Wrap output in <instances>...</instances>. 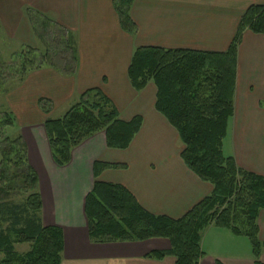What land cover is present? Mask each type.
<instances>
[{
    "label": "crops",
    "instance_id": "crops-1",
    "mask_svg": "<svg viewBox=\"0 0 264 264\" xmlns=\"http://www.w3.org/2000/svg\"><path fill=\"white\" fill-rule=\"evenodd\" d=\"M251 5H264V0H134L130 17L136 33L130 35L121 29L112 0H0V34L11 43L36 46L25 12L30 7L70 32L77 53L74 74L43 66L5 97L26 143L28 162L38 175L42 224L62 230L60 264H174L171 255L147 256L168 250L167 238L90 241L84 200L95 180L118 183L147 211L176 218L211 193L212 184L201 180L181 159L183 144L177 130L155 109L154 83L134 90L127 68L134 49L141 46L225 51ZM91 87L100 88L112 100L120 119L140 115V128L124 149L107 147L104 132H97L71 150L66 165L58 166L43 123L61 117ZM39 98L51 101L48 113L38 106ZM56 111L61 115H55ZM225 137L231 151L226 156L264 176V31L242 33L236 51L233 112ZM96 160L125 167L106 168L94 177ZM257 225L258 238L264 240V209L259 210ZM241 236L209 226L201 237L204 255L198 264H264V248L256 263L250 242L245 246Z\"/></svg>",
    "mask_w": 264,
    "mask_h": 264
},
{
    "label": "trees",
    "instance_id": "trees-1",
    "mask_svg": "<svg viewBox=\"0 0 264 264\" xmlns=\"http://www.w3.org/2000/svg\"><path fill=\"white\" fill-rule=\"evenodd\" d=\"M133 1L112 0L121 29L130 35L136 33V24L130 17ZM25 12L37 44L21 46L10 60L0 55V94H6L29 72L43 66L70 75L77 69L72 34L46 14L30 7ZM245 29L264 31V5L246 9L225 51L157 46L134 49L127 68L131 86L139 91L149 81L154 83L155 109L177 130L183 144L181 159L201 180L212 184V191L182 216L173 218L147 211L121 184L95 180L84 200L90 241L163 237L169 240L170 248L152 251L148 257L171 255L174 264H198L204 255L202 234L215 226L246 236L254 260L259 262L264 240L258 238L257 216L264 209V176L239 167L233 157L222 151L227 120L233 112L236 51ZM54 35L62 45L58 56L48 50ZM53 59L62 66L55 65ZM12 81L15 84L9 88ZM51 104L49 99H38L45 113ZM14 121L13 113L1 103L0 264H60L62 230L42 224L38 175L28 162L26 143ZM141 123L140 115L120 119L112 100L100 88L91 87L81 92L61 117L47 118L43 125L53 161L64 166L74 147L100 131L104 132L107 147H128ZM124 167L125 164L96 160L92 171L96 177L106 168ZM17 195L22 197L12 199ZM14 243H29V248L18 252Z\"/></svg>",
    "mask_w": 264,
    "mask_h": 264
},
{
    "label": "rangeland",
    "instance_id": "rangeland-1",
    "mask_svg": "<svg viewBox=\"0 0 264 264\" xmlns=\"http://www.w3.org/2000/svg\"><path fill=\"white\" fill-rule=\"evenodd\" d=\"M58 41L59 40L57 39V35L52 36L50 38V41H49V44L50 45H49V48H48V50L54 51L55 52L54 55H57V56L58 55H61V50H62V45L60 43H58ZM20 47H21V45L11 43L10 40L7 39V37H5L3 34L2 35L0 34V55H1V57L3 56L4 59L10 60L11 54L13 52H15V51H18L20 49ZM31 47H36V46L34 45V46H31ZM53 61H54L53 63L55 65H58L60 67L62 66V64L58 63L57 60H54L53 59ZM28 74L26 75V77L28 76ZM25 78H24V80H25ZM15 81H16V79H15ZM15 81H12V83H9L8 84L9 85L8 87L10 88L11 85L13 86L15 84ZM17 86H18V84L15 85L14 88L17 87ZM14 88H12V89H14ZM6 94H0V104L1 103H4V105L6 106V108L8 110H10L9 106L6 104V100H5ZM59 112H61V111H56L55 115L60 116L61 114H58ZM14 118H15V116H14ZM14 122H15V126H17L16 125L17 122L16 121H14ZM13 131L14 130H12V134L14 133ZM9 133H11V132L9 131ZM222 140H223V146H222L223 154L224 155H228L231 152L230 151V144H229V137H225ZM21 197L22 196H19V195L14 196V197L12 196V199L16 200V199L21 198ZM239 238H242V240L244 241L245 246L249 247V245H248L249 244V240H248V238L246 236L242 235ZM13 246H14V249L16 251H18V252H24V251H26L29 248V243H22V244L14 243Z\"/></svg>",
    "mask_w": 264,
    "mask_h": 264
}]
</instances>
